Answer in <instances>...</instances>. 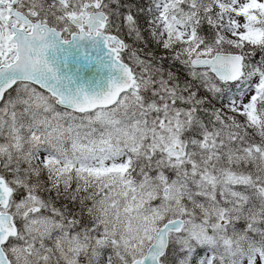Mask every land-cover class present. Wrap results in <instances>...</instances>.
<instances>
[{"label": "snow or ice", "instance_id": "snow-or-ice-1", "mask_svg": "<svg viewBox=\"0 0 264 264\" xmlns=\"http://www.w3.org/2000/svg\"><path fill=\"white\" fill-rule=\"evenodd\" d=\"M0 264H264V0H0Z\"/></svg>", "mask_w": 264, "mask_h": 264}]
</instances>
